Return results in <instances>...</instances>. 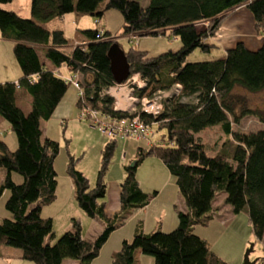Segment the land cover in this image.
<instances>
[{"label": "trees", "instance_id": "16d2710c", "mask_svg": "<svg viewBox=\"0 0 264 264\" xmlns=\"http://www.w3.org/2000/svg\"><path fill=\"white\" fill-rule=\"evenodd\" d=\"M14 1L0 0V4ZM142 2L31 0L30 18L0 8V35L13 42V54L22 72L17 83L0 84V116L9 123L17 141L16 149L11 150L0 137V169L5 170L0 198L7 192L5 209L9 213L0 220V246L21 250L26 261L63 264L71 259L76 264H91L122 223L124 214L145 207L155 195L143 193L136 180V171L146 156L158 158L167 167L187 211H178V226L170 233L157 230L146 234L138 223L133 239L122 242L111 264H135L137 250L153 257L154 264H225L209 243L194 233V227L206 226L217 217L215 203L219 197H223V204L232 214L247 213L253 234L264 248V126L248 133L232 128L242 117L257 115L242 108L235 91L255 94L264 90V0H149L145 6ZM241 6L251 14L261 46L252 51L238 42L226 51L224 59L187 62L196 50L210 53L214 46L208 44V39H215L225 20ZM108 10L122 15L124 35L172 36L181 43L177 52L151 58L133 47L124 51L130 76L139 74L146 83L135 94L151 97L177 85L181 89L164 102V110L157 117L140 113L143 122L165 131V135L155 139L154 130L151 145L139 149L137 159L124 167L121 209L112 218L106 216L98 201L106 196V175L119 139L105 138L93 188L76 169L74 158L69 159L67 173L76 203L89 218L102 222L104 230L95 240L86 241L80 221L72 219L71 229L56 239L52 219L43 217L42 210L56 200L54 160L59 145L42 138L40 124L52 117L71 83L49 70L38 51H43L45 59L56 68L66 66L71 73L82 76L83 83L79 81V85L83 95H78L77 102L80 111L90 108L106 117H129L127 112L114 110L112 97L101 96L116 85L107 53L112 44L119 45L117 37L104 30L99 39L98 29L80 30L85 40L80 43L85 45L73 46L67 54L62 50L69 45L64 32L46 28V24L70 14L101 18ZM95 21L99 24V20ZM200 23L207 27L199 30ZM17 87L32 98L28 114L16 104ZM213 127H220L228 138L219 153L211 156L199 135ZM14 174L22 177L21 183L14 181ZM258 261L264 264V258Z\"/></svg>", "mask_w": 264, "mask_h": 264}, {"label": "crops", "instance_id": "0c3cea01", "mask_svg": "<svg viewBox=\"0 0 264 264\" xmlns=\"http://www.w3.org/2000/svg\"><path fill=\"white\" fill-rule=\"evenodd\" d=\"M18 14V13H17ZM250 14V13H249ZM19 15V14H18ZM74 15V14H70ZM251 15V14H250ZM68 16H64L60 19H55L52 22L46 24V28L50 31L59 29L64 32L66 39L69 41V45L67 48L62 49L65 53L70 54L72 52V47L75 42H83L84 38L80 35L79 37L67 36V18ZM77 17V16H76ZM24 18V17H23ZM252 18V16H251ZM69 21V20H68ZM239 21V20H236ZM77 22V21H76ZM80 20L74 24L72 20V26L76 27L79 25ZM227 23V22H226ZM243 24V23H242ZM242 24L239 25L237 22L236 27L226 26V34H220V29L217 32L215 39H208V44H212L214 46L213 49L210 50V53L207 54V57L201 59L202 61L195 62H203V61H212L217 59H224L226 56V51L235 46L238 42H243L246 47L252 51L257 50L261 46V41L250 37V35H245L241 33ZM105 31L111 33L107 28L102 27ZM242 28V29H241ZM79 30V29H78ZM82 30H87L85 27ZM77 31V29H76ZM80 31V30H79ZM78 32V31H77ZM124 35V34H123ZM122 35V36H123ZM245 38H244V37ZM125 39L129 43H131L133 48L140 52H145L148 57H153L149 54L148 49H150L147 45L143 43L144 39L137 38V41H130L129 35H124ZM118 38V37H117ZM159 41H163V37H153ZM250 39V43L246 41ZM174 42L176 39H172ZM136 43V45H135ZM181 47V46H180ZM165 48V47H160ZM178 48V47H177ZM159 50V49H158ZM179 49H177L178 51ZM177 52L176 50H167L160 49V54L166 52ZM13 55V59H11V55ZM41 62L51 71L55 72L56 75H60L61 78H69L73 75V77L79 82L83 83V78L79 74H73L69 71L66 66H61L56 68L52 65L47 59H45L43 51H38ZM159 54V55H160ZM200 60V59H199ZM187 62L193 63V61ZM65 69L68 72L69 76H64L62 70ZM22 78V72L20 67L14 57L13 54V42L6 41L2 39L0 35V84L4 83H17ZM70 84L66 94L56 107L53 115L56 116V119L61 120V124L67 125L69 124V120L78 122V111L80 109L77 106L78 102V90L75 86H71ZM79 95V94H78ZM31 102L32 98L24 89H19L17 91L16 96V104L17 106L25 113L28 114L31 111ZM52 115V116H53ZM52 118V117H51ZM50 118V119H51ZM80 118V117H79ZM49 119V120H50ZM49 120L42 121L40 124V129L42 131V138H49L54 140L53 137L49 135ZM4 119L0 116V125L3 123ZM6 142V139H3ZM125 144L127 150L124 151L121 155L122 162L128 160V156L132 158L130 161L133 162L138 157L139 149L148 148L147 144L144 141H125L121 140ZM132 142L135 143V146L132 147ZM7 143V142H6ZM106 141H98L97 147L99 149L98 154L96 156L97 163L96 168L90 170L91 175L85 171L86 166H82L81 164L76 166L78 171H81L84 176L89 177V182L91 188L94 187L97 172L99 167L100 160V151L103 150ZM8 145L11 150H15L17 147L13 144ZM125 150V147H122ZM134 149V151H133ZM145 163L152 166L150 169L149 179L147 181H143L142 178L139 177V174L136 171V180L138 182L139 188L145 194L152 195L153 198L149 202L148 205L142 208L133 209L124 214V219L122 223L115 229V231L110 235L108 241L104 244L100 253L96 259L92 261L91 264H111L112 256L115 252L119 251L122 246L123 241H131L133 239V235L135 233V229L137 224L141 225L142 231L146 234L155 232L157 230L170 233L175 230L178 226V211L186 212L187 208L185 203L179 193L178 187L176 185V181L174 177L170 174L167 167L160 161L158 158L154 156H146L140 166ZM139 166V167H140ZM123 166V172L119 176H113L111 173L108 175V180H106V196L104 199L99 200V204H103L104 212L108 218H112L114 214H118L121 209V184L125 180V171ZM138 167V168H139ZM138 170V169H137ZM113 176V177H112ZM65 181L67 184V188L64 189L60 182L57 184V192H56V200L49 206L44 207L42 210V215L45 211L48 213H44L43 217L51 218L53 222V226L60 223V229L64 231H68L72 227V219H78L82 226V237L86 241H93L95 238L100 235L104 230V224L100 221L89 218L77 205L76 200L74 198V187L70 177L65 175ZM221 202L215 203V208L217 209V217L213 219L206 226H196L194 227V233L199 237L205 239L209 242V237L211 238L213 235L209 232V227L213 223L225 224L228 220H231L233 215L229 207L223 204V197H221ZM9 217V216H7ZM6 218V217H4ZM57 226V225H56ZM55 227V226H54ZM201 227V230H199ZM59 229V228H58ZM210 245V244H209ZM216 254V253H215ZM144 260L147 264H154V260L151 258H147L146 255L142 254L140 250L135 252V264H144ZM76 264V261H74ZM64 263V262H63ZM0 264H34L32 262L26 261L22 259V251L6 246H0Z\"/></svg>", "mask_w": 264, "mask_h": 264}, {"label": "rangeland", "instance_id": "374dc122", "mask_svg": "<svg viewBox=\"0 0 264 264\" xmlns=\"http://www.w3.org/2000/svg\"><path fill=\"white\" fill-rule=\"evenodd\" d=\"M30 1L31 0H16L7 5L0 4V8L8 11L16 12L21 17L30 18ZM148 3L149 0H143L142 5L145 6ZM104 5L105 2L102 5V7ZM67 16L69 20V21L67 20L66 23L67 33H68L67 36L70 35L69 37H72V39L74 38V36L77 37L80 36L79 30H82L83 27H85V29L88 30H96L104 27L111 32L112 36L118 37L116 38V41L122 47L123 51L127 52L133 46L131 43L127 41V39H125L123 35L124 22L122 15L117 10H108L101 18H94L91 16H78L76 14L67 15ZM96 19L99 20L98 22L99 24H95ZM72 20L74 24H76L80 20L79 25L77 27L76 25L72 26L71 23ZM237 22L239 25L243 23L242 24L243 29L241 28L242 34L250 35V37L256 38L262 42L261 37L256 35L253 18H251V15L244 6L234 9L231 15L222 24L223 27L222 26H221L222 28L220 27L221 28L220 34L222 35L226 34V29H225L226 26L236 27ZM197 26L198 29L201 30V29H205L207 27V24L200 23ZM76 29L78 32L76 31ZM163 38H164L163 41H159L157 39H154L153 37L142 38L144 39L143 43L150 48L148 49V51L151 56L153 57L158 56L160 52H156V51H159L160 49H167L174 51L180 49L181 43L179 40L176 39L177 41L174 42L172 40V38L174 37L172 36H170L169 38L165 36ZM246 41L250 43L249 38ZM77 43L79 44L80 42L79 41L75 42L73 46H76ZM160 47H165V48H160ZM10 55H11V59H13V55L12 54ZM206 57H207L206 53H203L200 50H196L188 56V61H193V62L202 61L201 59H204ZM62 73L64 74V76L65 75L69 76L68 72L65 69L62 70ZM235 95L238 98L237 100L242 102V108L251 110L257 115L248 114L242 117L239 121V124L232 125L233 130L236 132L248 133L261 129L264 126V123L262 122L264 120V90L255 94L254 93L247 94L245 92L237 90L235 91ZM136 108L137 110H139L138 109L139 105H137ZM237 114H240V109L237 110ZM79 115L80 112L78 111L77 117L79 121L74 122L69 120L70 122L67 125V127L61 124V122L63 121L56 119L57 115L56 116L53 115L52 118L49 120L50 127L48 133L51 137L54 138V141H56L59 145V154L54 160V169L57 174V181L60 182V185H62L64 189L67 188L65 175L69 177L67 173L69 159L74 158V160L76 161V166L80 164L82 166H86L85 171L91 175L90 170L96 168V163H97L96 156L99 151V149L94 146L97 145V142L99 140L102 142L107 141L97 128L91 127L88 121L81 120L79 118ZM153 130L156 131L155 139L159 138L161 135H165V131H158L156 130V127H153ZM199 136L201 137L203 143L205 144L206 153L211 156L219 153L222 144L228 138L226 135L223 134L220 127L210 128L202 132ZM0 137L2 139H6L7 144L12 145L11 147H14L13 144L16 145L17 143L15 134L11 131L9 123L5 120L0 125ZM126 143L127 142L124 143L121 140L117 141V146L115 148L113 159L109 166L108 173L106 175V180H108L109 173H111L113 176H118V175L120 176L121 173L123 172V166H129L131 164L130 160L132 158H130L129 156L127 157L128 160L124 162H122L121 160L122 153L127 150L125 145ZM127 144L130 145L131 143H127ZM134 146L135 143L132 142V147ZM122 147H125V150H123ZM101 153L102 150L100 151L99 167L97 168L98 170L100 168V163H101ZM151 167L152 166L143 163L137 170L139 177L142 178L144 182L149 179V174H150L149 168ZM4 174H5V170L0 169V182L3 180ZM13 179L16 183L22 182V177L17 174H14ZM87 179L89 180L88 176ZM7 197L8 194L6 192L0 198V220L3 219L4 217L9 216V213L5 209V203L7 201ZM221 201L222 199L221 197H219L217 199V202H221ZM44 213L46 214L48 213V211H45ZM56 225H54L55 227L53 226V230L56 239H58L65 231L63 232L60 229V223L58 224L57 222ZM199 228H200L199 230H201V227ZM209 230L211 235H213L211 238L209 237V242H208L210 244L211 250L213 253H216V255H218L225 264H243L244 256L247 250H249L251 246H253V251L249 256L251 262L264 258V248L262 244L259 242V240H257L253 234L247 213L242 212L237 215H233L232 219L228 220L225 224L213 223L211 227H209ZM146 257L151 258L153 260V257L149 255H146ZM74 263L75 262L73 260L66 259L63 264H74ZM144 264H147L145 260H144ZM256 264H261V263L260 261H258Z\"/></svg>", "mask_w": 264, "mask_h": 264}, {"label": "built area", "instance_id": "2783aa9c", "mask_svg": "<svg viewBox=\"0 0 264 264\" xmlns=\"http://www.w3.org/2000/svg\"><path fill=\"white\" fill-rule=\"evenodd\" d=\"M103 35L104 29H98L97 38L100 39ZM129 38L130 41H137L135 35H130ZM84 45L85 43H77L76 46ZM65 80L76 87L80 96L83 95L79 82L73 76L65 78ZM145 85L146 83L140 78L139 74H134L129 76L123 84H116L101 93L102 97L108 95L114 99L115 111L127 112L130 114L129 117L111 118L102 116L96 110L82 108L79 115L80 119L88 121L90 126L97 128L107 140L144 141L150 146L154 137L153 125H148L143 122L140 118V113H144L153 118L157 117L164 110V102L168 98L177 96L181 88L177 85L170 91L158 92L152 97H138L135 95V90H141ZM121 100H124L123 106L119 104ZM137 105H139V110L136 108Z\"/></svg>", "mask_w": 264, "mask_h": 264}, {"label": "water", "instance_id": "95a60500", "mask_svg": "<svg viewBox=\"0 0 264 264\" xmlns=\"http://www.w3.org/2000/svg\"><path fill=\"white\" fill-rule=\"evenodd\" d=\"M107 56L110 60V69L113 76V79L116 84L121 85L127 81L130 76V65L128 63L127 57L123 49L117 44L114 43L108 50ZM253 251V246L247 250L244 256L243 264H256L258 260L253 262L250 261L249 256Z\"/></svg>", "mask_w": 264, "mask_h": 264}, {"label": "bare ground", "instance_id": "6f19581e", "mask_svg": "<svg viewBox=\"0 0 264 264\" xmlns=\"http://www.w3.org/2000/svg\"><path fill=\"white\" fill-rule=\"evenodd\" d=\"M119 104H120L121 106H123V105H124V100H121V101L119 102Z\"/></svg>", "mask_w": 264, "mask_h": 264}]
</instances>
